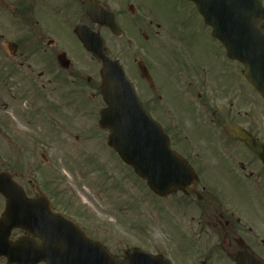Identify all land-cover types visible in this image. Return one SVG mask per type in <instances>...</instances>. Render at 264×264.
<instances>
[{"label":"flooded vegetation","instance_id":"af4514ba","mask_svg":"<svg viewBox=\"0 0 264 264\" xmlns=\"http://www.w3.org/2000/svg\"><path fill=\"white\" fill-rule=\"evenodd\" d=\"M194 7L188 0H0V156L3 140L10 137L18 144L11 149L17 153L36 149L33 122L39 109L33 108L38 100L54 102L46 87L61 89L56 80L96 89L90 74L99 72L101 62L82 44L78 31L93 39L99 36L104 53L118 60L138 58L133 42H163L160 57L152 63L159 70L152 75L154 87L138 71L129 78L146 85L138 92L144 107L191 165L196 182L192 194L173 190L160 196L162 221L170 230L164 231L161 243L166 250L174 249V263L180 258L182 264H264V116L258 114L263 100L247 83L243 65L228 58L215 39L214 53L204 52L210 61L192 56L187 38H193L194 24L191 27L187 13ZM179 17L184 20L178 22ZM111 18L120 35L102 24ZM11 118L29 129V137ZM15 181L28 198L43 191L52 211L80 227L50 230L82 232L104 247L112 264H125L123 257L118 259L117 231L104 230L84 207L76 209L59 182L23 176ZM181 197L195 202L198 217L179 216L180 211L189 213L187 206L179 208ZM0 201L4 203L1 194ZM31 231L14 228L9 241L25 236L39 243ZM0 264H9L7 257L1 256Z\"/></svg>","mask_w":264,"mask_h":264},{"label":"rangeland","instance_id":"374dc122","mask_svg":"<svg viewBox=\"0 0 264 264\" xmlns=\"http://www.w3.org/2000/svg\"><path fill=\"white\" fill-rule=\"evenodd\" d=\"M176 9L183 11L184 7L178 6ZM168 10L163 8V12L171 14V9ZM174 13L173 15H179V12ZM187 16L191 27L194 24L193 38H187L189 43L187 49L192 56L195 57L196 53L199 59L210 61L205 53L213 54L215 45L208 29L203 26L195 12L188 10ZM183 20L184 18L179 17L177 21ZM160 44L162 47L155 46L154 41L142 42L141 45L133 44L134 53L138 57L136 59L146 57L155 73H158V69L152 63L160 57L163 48V44L161 42ZM195 46L198 47L196 50ZM168 51L164 56L169 53ZM136 59L120 60L132 75L135 74L133 71L136 70ZM90 76L97 85L96 89L91 91L88 87L70 84L68 79L54 82V85L58 84L60 87L63 85L57 91L56 89L51 91L50 86L46 87L48 99L54 102L40 103L38 100V105H34L33 110L36 107L39 109L33 122L36 149L32 152L22 150L17 153L16 150H11L18 146L14 137L6 138L3 140L6 145L0 156V167L12 173L14 169L20 171L22 175L14 174L15 179L23 176L59 182L66 190L67 196L72 198L71 202L76 209L87 207L94 215L89 216L104 230L117 231L120 261L123 260L126 250L132 246L154 253H164L163 256L171 259L174 249L166 250L161 243L165 242L164 231L169 229L162 224L161 217L164 214L161 208H158L159 197L154 195L146 187L145 182L136 177L130 169L125 168L117 155L111 153L107 146L108 132L98 125V109L102 105L98 92L101 80L97 72ZM140 82H136L137 85H140ZM39 90L43 92L40 86ZM139 90L141 91V88ZM157 93L156 91L154 94ZM258 114L264 116V102ZM10 120L17 130L21 129L29 137V129L23 123L12 118ZM261 123L264 125V120H261ZM0 128H4L1 119ZM0 144L2 145V142ZM42 153L47 161L42 159ZM181 198L179 208L185 210L188 206L186 211L189 213L180 211L179 216L198 217L199 210L195 204ZM171 261L173 264H182L180 258H176L175 263L172 259Z\"/></svg>","mask_w":264,"mask_h":264},{"label":"water","instance_id":"95a60500","mask_svg":"<svg viewBox=\"0 0 264 264\" xmlns=\"http://www.w3.org/2000/svg\"><path fill=\"white\" fill-rule=\"evenodd\" d=\"M192 1L211 26L212 35L224 45L226 53L245 64L247 80L264 98V32L259 27V21L264 20V9L259 0ZM106 24L114 28L112 22ZM79 36L102 62L100 91L106 105L100 110L99 124L110 131L108 145L136 174L146 179L155 193L162 195L174 188L191 191L194 184L192 169L170 148L167 135L143 108L122 66L103 53L100 38L93 40L86 34ZM138 68L141 75L150 80L142 61L138 62ZM15 188L17 185L10 174L0 172V193L6 198L0 216V255L8 254L11 262L18 264H36L40 260L46 264H103L101 259H108L104 255L101 257L100 253L104 254L102 249L97 256L91 257L88 249L83 255L64 239L52 240L51 231H38L37 236L42 242L37 248L26 249V242L21 239L9 249L6 239L10 229L30 227L23 225L28 219L18 215L23 210L16 202ZM34 203L35 212L49 214L48 210L39 208L40 202ZM45 220L46 217L39 215L33 221L40 228ZM126 254L129 264H169L160 256L138 249H130ZM107 264L111 262L107 260Z\"/></svg>","mask_w":264,"mask_h":264}]
</instances>
